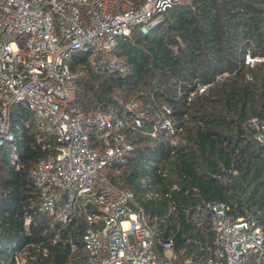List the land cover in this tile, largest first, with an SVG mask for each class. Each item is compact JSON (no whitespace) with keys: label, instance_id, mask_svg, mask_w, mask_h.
I'll return each instance as SVG.
<instances>
[{"label":"built area","instance_id":"1","mask_svg":"<svg viewBox=\"0 0 264 264\" xmlns=\"http://www.w3.org/2000/svg\"><path fill=\"white\" fill-rule=\"evenodd\" d=\"M193 1L0 0V145L13 142V168H24L39 189V202L24 213L18 239L1 247L0 264H50L59 243L68 251L65 264H75L82 254L81 264H264V221L236 215L222 199L202 201L211 241L188 233L178 245L165 233L162 215H151L140 199L172 203L189 189L169 181L164 161L156 163L160 180L153 162L146 164L139 179L142 191L120 186L104 172L135 150L128 130L161 132L176 153L185 122L175 120L171 104H160L145 127L147 112L137 99L124 102L120 111L85 112L75 102L83 73L71 63L76 55L103 54L110 72L123 70L125 60L115 53L120 37L127 38L138 24L159 22L170 7ZM260 62L264 54L247 45L242 63L254 68ZM235 72L222 70L211 81L196 77L188 102ZM246 79L253 80V74L247 72ZM14 109L20 115L15 123ZM32 120L39 127L35 145L45 154L25 167L14 141ZM244 129L250 140L264 144V115L248 119ZM237 172L223 166L217 176L227 183ZM195 224L200 229L204 219Z\"/></svg>","mask_w":264,"mask_h":264},{"label":"trees","instance_id":"2","mask_svg":"<svg viewBox=\"0 0 264 264\" xmlns=\"http://www.w3.org/2000/svg\"><path fill=\"white\" fill-rule=\"evenodd\" d=\"M146 25V30L142 29L143 23L138 24L127 38H119L115 53L125 60L123 70L110 72L103 54H80L71 60L75 70L87 65V71L76 81L75 102L85 112L99 108L120 111L128 99L115 96L114 89L132 93L130 98L143 100L147 109L141 106L148 116L145 127L150 126L149 119L158 106L168 102L175 120L185 122L187 143L181 142L176 153H171L170 145L161 138L163 133L153 136L128 130L135 150L125 162L115 161L104 172L120 186L142 191L139 179L146 164L153 162V173L160 180L164 177L156 163L164 161L169 181L176 180L189 193H177L172 203L140 201L151 215H162L159 224L178 245L188 233L200 240L213 239L202 201L225 200L236 215L263 222L264 144L247 137L244 123L264 115V62L249 68L242 59L245 47L251 43L255 53L264 54V0H194L168 8L162 20ZM225 69L236 72L215 81L188 102L196 77L211 81ZM247 72L253 74V80H246ZM19 116L14 109L13 123ZM189 119L193 122L191 128L186 125ZM30 125L21 139L14 141L25 167L34 165L45 154L35 145L38 125L33 120ZM12 144L9 141L0 145V249L18 239L24 213L39 202V189L25 169L16 170L11 164ZM223 166L241 171L239 186L217 176ZM199 217L204 219L200 229L195 224ZM81 251L85 256V250ZM67 253L61 243L53 246L50 264H65ZM77 262H83V254Z\"/></svg>","mask_w":264,"mask_h":264},{"label":"rangeland","instance_id":"3","mask_svg":"<svg viewBox=\"0 0 264 264\" xmlns=\"http://www.w3.org/2000/svg\"><path fill=\"white\" fill-rule=\"evenodd\" d=\"M147 25H144L143 27H142V29L143 30H146L147 29V27H146ZM86 66L87 65H81V67L79 66V68L77 69V71H80V70H83V73L82 74H84L86 71H87V69H85L86 68ZM91 67H93L94 68V66L93 65H91ZM81 74V75H82ZM102 77V76H101ZM100 77V78H101ZM247 80V79H246ZM114 94H115V96H120L119 98H121L122 99V97H123V100H124V98H126V99H128L127 101H130V100H133L134 98H130V97H133V95H132V93H127V92H124L123 90H120V89H114ZM127 94V95H126ZM139 102H140V104H141V106L143 107V108H145L144 106H143V100H141V99H137ZM149 105H147V107H148ZM151 107V106H150ZM142 108V109H143ZM145 110H147L146 108H145ZM92 111H94V110H92ZM189 117V116H188ZM20 124L22 125V123L20 122ZM186 125H188V126H190V128H191V126H193V122H192V120L191 119H189L188 120V122L186 121ZM190 128H189V131H190ZM190 133H191V131L189 132V135H190ZM184 135V136H183ZM182 137H183V139L181 140V142H185V143H187V130L185 131V127H184V129H183V132H182V135H181ZM186 137V138H185ZM113 175H115L116 176V179L117 180H120L119 179V177H117V175L114 173ZM232 184H237L238 186H239V184L238 183H242V177H241V171L238 169V172L237 173H233V175H232V177H231V181H230Z\"/></svg>","mask_w":264,"mask_h":264}]
</instances>
